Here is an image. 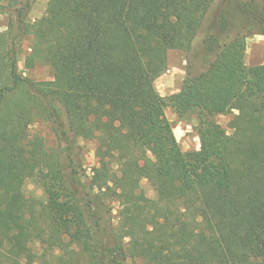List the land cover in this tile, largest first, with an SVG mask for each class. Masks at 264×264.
I'll use <instances>...</instances> for the list:
<instances>
[{"label":"trees","instance_id":"1","mask_svg":"<svg viewBox=\"0 0 264 264\" xmlns=\"http://www.w3.org/2000/svg\"><path fill=\"white\" fill-rule=\"evenodd\" d=\"M35 2H0V264H264V64L244 63L264 0H220L208 20L214 0H48L31 22ZM25 38L23 70L52 80L19 70ZM171 50L185 77L162 97ZM166 108L194 118L198 150L181 151ZM36 120L55 146L28 141ZM79 140L95 145L90 176Z\"/></svg>","mask_w":264,"mask_h":264},{"label":"rangeland","instance_id":"2","mask_svg":"<svg viewBox=\"0 0 264 264\" xmlns=\"http://www.w3.org/2000/svg\"><path fill=\"white\" fill-rule=\"evenodd\" d=\"M48 0H36L29 12V20L31 22L40 19L45 12L46 4ZM1 2V0H0ZM220 0H214L207 20L213 16L216 7L219 5ZM1 17L0 15V24ZM7 22V18H6ZM5 24V23H3ZM6 29V28H5ZM4 29V30H5ZM0 27V32L4 31ZM198 39V38H197ZM31 39L25 38L21 41L19 45V70L23 72V76L29 78L32 81H50L52 80V71L50 67L45 64L38 63L34 66L33 69L26 71L23 70V63L26 56L29 53V47L31 46ZM245 53H244V63L246 66L252 67L264 64V36L252 35L249 36L245 41ZM183 57L178 58L176 56L168 57V66L167 70L155 81V87L158 93L162 97H168L172 94L177 93L176 90L181 86L182 80L185 77L186 71V55L182 53ZM165 117L173 126V134L179 144V147L183 153L190 151H195L199 149V140L197 133L194 129L195 120L193 117L179 121L177 116L170 108H166L164 111ZM236 114V112H235ZM232 115H222L216 117V122L226 131L227 134H230L228 128V123L231 120ZM35 138H41L46 147H53L56 145L54 136L52 135L49 126L40 121H34L27 129V139L32 141ZM78 144L80 146V156L83 163V170L85 171L86 176L91 175V169L97 166V161L94 157L95 145L91 142H84L79 140ZM140 187L144 191L145 195L150 198H155V193L153 188L148 184V182L141 178ZM24 193L27 197L42 198V191L31 181H28L24 184L23 187ZM112 206V219L113 224L117 221V211L118 204L116 202L111 203ZM136 238H127L125 242H135ZM126 264H145L140 259L129 260Z\"/></svg>","mask_w":264,"mask_h":264},{"label":"crops","instance_id":"3","mask_svg":"<svg viewBox=\"0 0 264 264\" xmlns=\"http://www.w3.org/2000/svg\"><path fill=\"white\" fill-rule=\"evenodd\" d=\"M1 18H2V20H1L0 27L4 30L6 28L7 22H6V18L5 17H1ZM3 23H5V24H3ZM182 53L183 52H181V51L171 50V51H168L167 56L168 57H170V56L172 57V55H173V56H176L178 58H182L183 57L182 56L183 55ZM179 89H180V86L176 90V92L179 91Z\"/></svg>","mask_w":264,"mask_h":264}]
</instances>
